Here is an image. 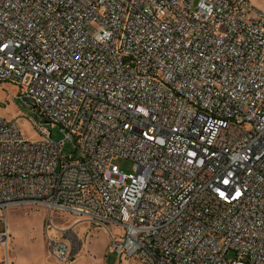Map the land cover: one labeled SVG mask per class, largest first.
<instances>
[{
    "label": "built area",
    "instance_id": "built-area-1",
    "mask_svg": "<svg viewBox=\"0 0 264 264\" xmlns=\"http://www.w3.org/2000/svg\"><path fill=\"white\" fill-rule=\"evenodd\" d=\"M0 82L64 136L34 123L29 141L0 116V245L2 212L29 205L104 230L115 264H264V12L250 1L0 0ZM48 250L71 259L69 241Z\"/></svg>",
    "mask_w": 264,
    "mask_h": 264
},
{
    "label": "rangeland",
    "instance_id": "rangeland-1",
    "mask_svg": "<svg viewBox=\"0 0 264 264\" xmlns=\"http://www.w3.org/2000/svg\"><path fill=\"white\" fill-rule=\"evenodd\" d=\"M258 10L264 12V0H248ZM94 25L88 27L93 34ZM15 83L0 82V116L17 119L22 136L29 141L39 139L32 124H38L49 132L51 140L64 139L59 128L43 122L40 114L19 96ZM73 141L64 140L62 154H74ZM120 171L131 173V162L116 161ZM49 213L40 206H19L2 212L1 224L6 226L8 238L0 245V264H115L116 255L109 250V238L104 230L77 221L73 216L55 214L50 220ZM80 222V223H79ZM61 230V232H60ZM51 239L70 242L71 259L68 262L56 260L48 250ZM233 253L227 254V259Z\"/></svg>",
    "mask_w": 264,
    "mask_h": 264
},
{
    "label": "water",
    "instance_id": "water-1",
    "mask_svg": "<svg viewBox=\"0 0 264 264\" xmlns=\"http://www.w3.org/2000/svg\"><path fill=\"white\" fill-rule=\"evenodd\" d=\"M27 104L32 105V101L29 98H22Z\"/></svg>",
    "mask_w": 264,
    "mask_h": 264
}]
</instances>
